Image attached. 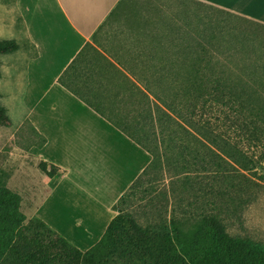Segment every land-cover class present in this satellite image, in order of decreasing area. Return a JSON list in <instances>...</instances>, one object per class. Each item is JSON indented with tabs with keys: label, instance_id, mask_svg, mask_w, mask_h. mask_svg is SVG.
I'll use <instances>...</instances> for the list:
<instances>
[{
	"label": "crops",
	"instance_id": "obj_1",
	"mask_svg": "<svg viewBox=\"0 0 264 264\" xmlns=\"http://www.w3.org/2000/svg\"><path fill=\"white\" fill-rule=\"evenodd\" d=\"M13 1L34 49L19 99L31 126L46 138L31 152L49 171L55 166L61 172L53 187L45 172L23 165L16 191L29 215L81 253L102 241L118 215L115 206L154 161L60 82L109 16L131 37L123 47L99 41L112 69L123 74L112 82L160 81L153 76L156 63L159 69L166 63V47H184L186 31L264 94V0H130L120 7L123 0Z\"/></svg>",
	"mask_w": 264,
	"mask_h": 264
},
{
	"label": "rangeland",
	"instance_id": "obj_2",
	"mask_svg": "<svg viewBox=\"0 0 264 264\" xmlns=\"http://www.w3.org/2000/svg\"><path fill=\"white\" fill-rule=\"evenodd\" d=\"M138 3L135 5L140 6ZM113 19L109 16L97 33L96 44L91 45L98 49L99 41L111 47L126 45L130 34L121 31ZM10 41L12 46L0 50V264H153L135 255L134 242L147 245L137 228L150 226L160 234L167 232L163 225L169 226L172 218L194 223L198 218L217 217L232 237L246 239L264 249V184L257 186L261 181L255 175L264 174V161L252 172H236L232 161L218 160V153L211 145L186 129H163L157 120H152L148 107H153L147 102L143 110L124 114V121L131 136L153 152L154 163L146 177L133 185L117 204L120 218L107 242L94 252L80 255L54 233H44L41 228L33 232L25 229L36 217L23 209L22 198L16 191L17 172L23 165L28 169L36 166L42 171L44 164L37 162L31 152L41 145L42 138L28 121L19 99L25 82L26 61L34 54V49L26 37L15 2L0 0V42ZM189 41L186 45L200 47ZM214 55L217 71H223L231 81L243 78L256 88L254 82ZM206 57L210 58V54ZM106 68L104 58L89 50L76 64L72 78L81 85L86 83L88 87L98 88L99 77ZM73 80L69 77V82ZM184 92L180 90L176 94ZM104 94L107 97L115 91ZM245 151L259 156L262 145L245 147ZM218 162L220 166L216 165ZM6 190L19 197L18 203L8 197ZM157 243L162 245L163 239L157 238ZM176 243L185 264H213L217 244L207 224L196 238H176Z\"/></svg>",
	"mask_w": 264,
	"mask_h": 264
},
{
	"label": "trees",
	"instance_id": "obj_3",
	"mask_svg": "<svg viewBox=\"0 0 264 264\" xmlns=\"http://www.w3.org/2000/svg\"><path fill=\"white\" fill-rule=\"evenodd\" d=\"M127 1L130 0H123L119 7ZM185 33L190 39L189 43H196L200 47H191L186 45L185 41L184 47H166V63L162 58L164 63L161 68L159 69L156 63L157 68L153 70V76L160 81L144 85L112 82L121 79L123 74L118 68L112 69L110 61L99 52L97 47L88 44L61 76L60 82L104 118L149 150L153 157L154 154L150 148L131 136L124 121V114L129 115L143 110L146 102L153 107H148L152 120L153 118L157 120L163 129L177 127L186 129L204 143L211 145L218 153L216 155L218 160L232 161L237 168L236 172H252L264 161V95L246 83L243 78L240 77L238 82L231 81L223 71H217L218 66L212 59L215 57L214 53L195 37L186 31ZM96 36L97 34L94 36L95 44ZM12 45L11 41L0 42V50L5 51ZM89 50L100 54L107 67L99 77L98 88L88 87L86 83L81 85L73 80L72 72L76 64ZM207 54H210V58L206 57ZM69 77L73 81L69 82ZM112 90L115 91L114 95L104 96V92L108 94ZM180 90L191 91V93L176 94V91ZM170 91H173L172 94L169 93ZM40 137L42 138L40 146H42L46 143V138L41 135ZM259 145H262L259 156H252L245 151V147L257 148ZM221 162L216 165L220 166ZM149 169L137 182L146 177ZM42 171L51 178V186L54 187L61 177L59 169L52 166L49 171L48 165L44 163ZM255 175L259 176L262 182L256 183L257 186L264 184V174L256 173ZM6 193L15 203L20 200L17 195L8 190ZM119 218L120 215L112 221L102 241L86 253L78 251L38 218L30 220L24 228L32 232L41 228L44 233L48 231L54 233L62 243L72 247L78 254L86 255L98 250L107 242L109 234L118 225ZM205 224L208 225L217 244L213 264H264V249L251 244L246 239L232 237L222 220L217 217L198 218L194 223L187 219L172 218L169 226L163 225V230L167 232L160 234H157L156 230L150 226L145 229L137 228L147 245L143 246L134 242L135 255L140 259L147 258L153 264H185L176 238L194 239ZM157 238L163 239L162 245H158Z\"/></svg>",
	"mask_w": 264,
	"mask_h": 264
}]
</instances>
